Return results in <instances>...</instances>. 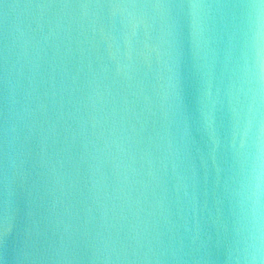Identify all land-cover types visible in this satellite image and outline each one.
<instances>
[{
    "label": "water",
    "instance_id": "95a60500",
    "mask_svg": "<svg viewBox=\"0 0 264 264\" xmlns=\"http://www.w3.org/2000/svg\"><path fill=\"white\" fill-rule=\"evenodd\" d=\"M0 264H264V0H0Z\"/></svg>",
    "mask_w": 264,
    "mask_h": 264
}]
</instances>
